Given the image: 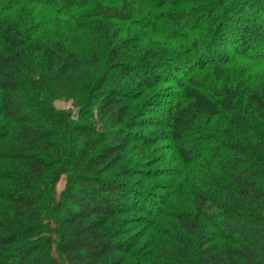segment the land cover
Segmentation results:
<instances>
[{
    "label": "trees",
    "instance_id": "1",
    "mask_svg": "<svg viewBox=\"0 0 264 264\" xmlns=\"http://www.w3.org/2000/svg\"><path fill=\"white\" fill-rule=\"evenodd\" d=\"M263 1L0 0V264H60L54 246L67 264L136 258L129 246L140 242H117V218L123 203L141 214L156 210L148 196L132 198L126 169L134 165L131 153L157 138H135L127 127L132 93L120 96L133 79L132 58L146 61L140 80L153 89L166 80L152 71H178L176 47H184L190 70L184 84L172 76L182 92L158 125L169 129L173 145L187 142L178 148L186 176L192 155L207 144L197 162L205 175L198 189L187 183L190 205L171 215L178 234L157 222L156 235L170 233L171 243L154 240L155 256L144 264H264ZM27 6L50 19L37 23L39 32H49L54 19L69 23L56 39L36 33L19 17ZM111 20L137 31L125 52ZM80 35L111 52L70 43L81 44ZM160 36L168 40L164 48L148 42ZM226 49L233 54L224 56ZM73 94L86 101V123L55 108ZM95 110L103 132L89 124ZM63 176L72 185L58 199Z\"/></svg>",
    "mask_w": 264,
    "mask_h": 264
},
{
    "label": "rangeland",
    "instance_id": "2",
    "mask_svg": "<svg viewBox=\"0 0 264 264\" xmlns=\"http://www.w3.org/2000/svg\"><path fill=\"white\" fill-rule=\"evenodd\" d=\"M32 9L35 13L34 15H31V13L29 14ZM260 10L261 14L264 15V3L261 4ZM18 12L20 13L19 17L23 21H26L27 25L30 26L28 28L33 27L34 32L36 31V33L39 32L37 29L39 26V21L43 20L47 23L50 21L47 14H42L39 12L38 7L31 8L27 6L20 9ZM245 15H241V18L245 17ZM62 19L63 20L54 19L49 25L51 26L49 32L47 30H43L39 33L45 34L52 39H56V34L64 27L65 19ZM68 21L69 20L67 19L65 20V22ZM111 25L112 28H114V38L120 45L123 44V51H127L125 49L127 48V42L130 39V34H137L136 29L129 28L130 31H128V27L126 28L127 25H124L125 27H119V24L115 20H111ZM81 38L83 37L80 35L78 39L81 44L78 41L72 39L70 40V43L75 44L76 42L78 46L81 45L82 49L86 50L87 53L91 51L97 55H102L111 52L109 51V45L105 46V43L101 41H97L95 39L91 40L90 43V41L86 40L84 43ZM154 41L162 43V45H160L161 49L164 48L168 42L164 36L151 38L148 40V42H151L152 44ZM93 44L94 46L91 47ZM72 48L76 47L73 45ZM166 48H168V45ZM175 51V55L178 56L175 67L178 69V71L166 72L164 69H159L158 73L157 70L152 71V73L154 72V74L159 75L161 78L159 76L158 77L161 80H166L164 81L165 83H162L161 81V83L156 85L153 89L144 88L140 80L141 78L143 79V77L147 76L145 75L146 73L139 68L142 66L141 64H144L146 61H143V58L137 59L134 57L132 58L133 61L130 64L127 63L130 66H128V68L133 74V79L126 87L129 89H124L123 95L120 96L123 100H127L128 98L126 94L132 93V95H130L132 96V99L130 98L131 101L129 103L130 108H132V112L128 118L127 127L133 126V128L130 130L132 134L135 135V138H137V140L140 142H149L151 139L154 140L157 138L155 144L148 147L138 146V149L131 153L130 157L135 160L133 162L134 165L126 169L128 179L130 182H132V186L130 187L132 191L130 190V192L132 198H138L140 201L143 200L140 194L148 196L147 198L150 199L151 206H154L156 210L161 211L163 215L160 217L159 214L155 213L156 210H154V213L151 211L149 213L141 214L139 211H136L131 204L123 203V215L117 218L118 225L116 227L120 234V236L117 238V242L122 245L124 243L130 242V240L135 239L137 242H140L137 245L131 244V247L129 246L131 252L135 253L134 255L136 258H139V260L129 257L125 260V264H144L150 262L152 261L153 256H155V254L153 255L152 252V246L155 242L154 240L158 239L159 241H171L170 233L168 235H156L157 232H155V225L157 222L161 221V219L165 223V228L170 229L173 234H175V232L176 234L179 233L178 230L174 229L171 215L175 213H183V208L190 205L188 203L187 196L185 197L182 193L183 191L186 192V190H188L187 183H189L191 187H194V189H198L200 182L204 180V169L199 166V163L197 162L205 155L207 144L205 142L201 143V153L192 155L191 160L193 161V165L191 167V171L189 170L188 172L190 176H186V174H183L186 172V169H184L181 157L178 156V148L180 145L185 144L187 147V142L179 141V143L173 145L171 142V133L169 129L158 125L160 118L166 116L170 105L174 103V101L182 92V86L176 85L172 80V76L177 78L181 84H184L187 79L186 75L184 76V73H188L190 70V67L184 64V61L187 59L184 55L186 53H183V51H185L184 47H176ZM232 54V51L229 49H226L223 53L224 56H230ZM243 64L242 65L245 66V68H250L251 66L250 63L244 62ZM260 65L264 67V62L258 64V66ZM253 67H256V65H253ZM63 98L64 99L55 102L56 110L58 112L67 114L70 122H75L76 124H82L85 122L83 121L80 106L84 105L86 101H83L81 99L82 97H76L75 94L72 96H63ZM90 101L91 100H88V103ZM91 113L89 114V122H91L89 124L93 125V123H97L98 130L103 132V130H101L102 127L100 126L98 112L95 110ZM91 116L93 117L91 118ZM133 145H136V143L134 142V144L131 146ZM174 146L176 147L174 148ZM71 185L72 181L70 176H63L56 188V197L59 199L61 194L67 189L68 186ZM181 186L182 188H180ZM137 192H140L139 195ZM148 209L151 210V207ZM168 216H170V218H168ZM161 248H163V246ZM53 254L60 264H67L60 254H58L57 246H54ZM115 257L126 258L125 255H122V253L117 254ZM164 262L165 261H156V263L159 264H163Z\"/></svg>",
    "mask_w": 264,
    "mask_h": 264
}]
</instances>
